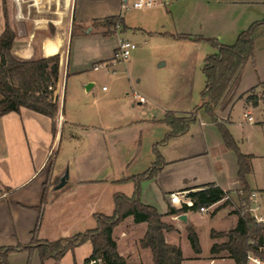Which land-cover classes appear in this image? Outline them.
<instances>
[{"label": "crops", "instance_id": "crops-1", "mask_svg": "<svg viewBox=\"0 0 264 264\" xmlns=\"http://www.w3.org/2000/svg\"><path fill=\"white\" fill-rule=\"evenodd\" d=\"M217 1L244 6L208 18L198 25L206 30L204 35L216 36L224 44H232L239 32L264 18V0ZM124 2L109 0L97 7L83 0H72L70 19L68 17L63 24L28 25L26 34L15 36L11 54L16 59L31 60L58 54V78L63 79V84L54 132L49 117L25 107L0 116V246L27 245L33 237L53 241L93 228L96 224L94 214H111L113 195L119 192L130 196L134 183L127 178L144 172L154 161L153 145L169 131V126L162 120L165 112L187 115L199 103L191 84L176 82L170 69L163 70L167 60L161 56L156 58V70L160 71L152 69L144 80L131 78L128 73L114 75V70L111 73L107 69L104 73L92 72L98 70L94 69L96 63L103 62L106 68L116 64L114 50L118 38L125 37L128 28L122 16ZM109 16L122 17L123 29L119 33L103 35L102 29L92 27L89 31L88 26L94 20ZM5 21L0 0V33ZM68 22L79 27L74 36L69 28L66 37ZM51 26H54L53 30L49 29ZM81 27L85 29L81 30ZM261 29L264 30V25ZM135 31L147 32L144 26H138L129 34L134 36ZM69 37L74 38L73 57ZM185 41L193 47L200 44L187 38ZM254 49V60L239 69L235 82L215 108L217 120L226 125L234 140L231 128L234 108L240 105L244 122L252 125L255 119L251 109L264 102V34L255 39ZM137 54L133 52L124 61L126 71ZM103 76H109L113 82L112 90L96 89L91 93ZM134 92L143 97L144 102L138 101ZM247 114L252 117L251 121L245 116ZM259 123L264 125V121ZM157 150L165 164L154 177L141 182L140 201L153 206L161 220L169 225L164 231L165 240L178 246L184 259L182 245L191 249L189 254L195 253L189 244L186 227L191 225L199 240L200 217L196 218L195 212L186 211V220L182 221L178 217L182 213H169V208H179L168 204V194L181 190L196 192L214 184L231 199L234 196L237 199L236 193L241 188L237 179V156L234 150L225 147L218 127L203 109L198 110L197 120L185 133L170 137L166 143L158 145ZM241 153L251 155L252 169L254 154ZM66 170L64 185L54 188ZM246 182L254 191L264 190V187L253 188ZM235 220L234 217V223ZM125 221L131 227L122 232L120 229L125 236L126 248L123 249L119 242L123 237L115 238L113 232ZM146 227V222L135 223L132 216L114 227L112 235L117 249L126 260L128 254H138L132 241L139 244ZM212 229L215 228L208 230L210 244L205 254L211 253L215 243L210 236ZM81 248L85 253L82 261L77 257ZM139 248L151 258L149 248ZM91 250V243L87 241L67 251L60 259L41 260L36 249L29 253H32V264H48L50 260L59 264L68 254L72 256L70 264H82ZM195 254L205 255L202 248ZM27 255L28 251L9 253L8 264Z\"/></svg>", "mask_w": 264, "mask_h": 264}, {"label": "trees", "instance_id": "trees-1", "mask_svg": "<svg viewBox=\"0 0 264 264\" xmlns=\"http://www.w3.org/2000/svg\"><path fill=\"white\" fill-rule=\"evenodd\" d=\"M117 22L121 23L123 29L121 16L105 17L97 20L93 26L103 28V35H111L115 33ZM262 25H264V18L252 22L246 29L239 32L232 44H224L210 37L171 34V36L194 41H207L215 48V52L207 54L203 60L202 72L205 84L200 93V101L193 111L183 116H177L171 111L165 112L162 120L169 126V131L153 145L154 161L144 172L127 178L134 183L133 193L130 196L115 193L113 212L109 215L95 213L96 224L93 228L53 241L38 240L33 237L27 245L0 246V264H8L9 253L30 252L33 249L37 250L41 260L50 257L60 259L67 251L87 241L91 243L92 250L82 264H144L127 261L119 253L112 235L114 227L128 216H132L135 223H147L139 245L150 249L153 264H182L181 249L165 240L164 231L169 229V225L161 220V215L153 206L140 201V189L141 182L154 177L165 164L157 150L158 145L166 143L172 136L185 133L190 124L197 120V112L200 109H203L218 127L225 147L236 153L237 179L241 184V193L237 194L239 206L234 210L236 223L228 230L210 232L211 237L225 238L221 243H214L210 251L211 253L225 251L232 260L230 264H246L247 251L256 248L250 241L260 240L264 235V224L257 223L249 213L252 189L246 182V175L251 171V155L239 151L226 125L217 120L215 108L235 82L239 69L248 61L254 60V41L264 34V30L261 29ZM14 38V32L5 21V27L0 33V116L11 111L18 112L21 107H25L49 117L54 132L59 111V96H53L52 88L58 79L59 55L54 54L31 60L16 59L11 54ZM10 78L16 81V85L9 82ZM191 194L198 200V205H209L221 199L224 191L214 184H209L205 189L191 192ZM44 203L45 195L43 194L42 204ZM186 211L185 208L171 207L168 212L179 214ZM186 230L192 250L199 253L201 248L196 232L191 225H188Z\"/></svg>", "mask_w": 264, "mask_h": 264}, {"label": "rangeland", "instance_id": "rangeland-1", "mask_svg": "<svg viewBox=\"0 0 264 264\" xmlns=\"http://www.w3.org/2000/svg\"><path fill=\"white\" fill-rule=\"evenodd\" d=\"M3 1V0H2ZM86 4L100 7L104 5L109 0H83ZM122 1V0H121ZM133 0H127V5L122 9V16L124 17L125 23L128 28H126L127 34L124 38H127L137 44V48L134 49L131 54L138 53L134 58V61L128 67V71H126L124 61H118L114 59V66L107 67L105 63H96L98 69L97 71L92 70L95 73H104L107 69L109 73L113 70L115 71L114 75L121 74H130V77L142 78L145 79L146 75L152 73V69L156 70V58L158 56L164 57L167 60V65L163 70H171V74H173V79L176 82L184 81L188 85H192V89H194V95L200 100V93L204 86V75L202 72L203 59L207 54L213 53L215 48L211 45V43L207 41H194L193 42L200 43L198 47L190 46L185 40H175V36L183 33H191L190 36H202L205 38H216L219 42V39L216 36L212 35H204L206 34V30L201 26L205 20L208 18H212L216 15H223L224 13L234 11L236 9H241L242 4H231L224 3L223 1L217 0H155V5L152 7L146 8H133L131 6ZM5 19L8 23V7L7 3H3ZM100 20V19H99ZM97 20H94L90 26V29L97 28L93 26V24ZM73 24V26H72ZM68 22L66 28V37L70 28V34L73 36L77 33L79 27L76 23ZM138 26H144L147 32H139L135 31L134 36H131L130 31L134 30ZM73 27V28H72ZM54 26L49 27V29L53 30ZM81 30L85 29V27H81ZM89 30V31H92ZM104 30L103 28H100ZM157 31H162L161 33H157ZM130 33V34H129ZM223 38H225L223 36ZM68 42H71V57H73L74 53V38L69 37ZM66 43V42H65ZM187 43V44H185ZM222 43V42H221ZM255 53V49H254ZM172 68V69H171ZM9 82L13 85H16V81L13 79H9ZM63 79H57L55 86L52 88L53 96L58 95L59 98L61 96ZM65 84V80H64ZM105 86L109 91L113 88V82L110 80L109 76H103L101 80H99L96 85L90 91L95 92L96 89H102L101 87ZM252 115L254 117V123L252 125H248L244 122V117L242 114L241 106L237 105L234 108L233 113L231 114V128L235 134V143L238 148L242 151H246L254 154L252 159V169L246 175V180L249 185L253 188L264 187V125L259 123L260 121H264V102H261L258 108H252ZM56 152L54 153V155ZM251 165V163H250ZM264 191V190H263ZM234 199L220 200L217 204L210 207L208 211L204 212L201 216L200 212L196 210H191L190 212H195L194 215L196 218H199L198 223V235H199V244L202 248V252L205 254L208 250V246L210 244V238L208 235V230L210 227H214L215 229L211 231H222L228 230L234 227L236 223V215L234 210L237 208L238 203L235 196ZM236 199V200H235ZM218 212V213H217ZM216 215L214 218H210V216ZM235 217V223H234ZM131 224L125 221L120 227L114 229L113 235L115 238L119 239L121 247L124 249L125 240L123 236V231L130 230ZM121 229V232H120ZM210 231V232H211ZM137 237V236H136ZM225 240L223 237H213V241L215 243H221ZM134 246H136L138 250V254L130 253L128 254L127 261L132 263H151V258L148 254L143 253L140 250L139 244L137 241H132ZM130 243L133 246V243ZM130 244L128 243L127 246ZM183 253L186 257L187 261L184 264H230L232 260L229 258L228 254L225 251H220L217 253H207L205 255H199L191 252L190 248L182 245ZM133 251V250H132ZM83 248L78 252L77 257L82 261V256H84ZM189 255V256H188ZM72 259L71 254H68L59 264H70ZM183 259V260H184ZM196 260V261H193ZM198 260V261H197ZM192 261V262H191ZM32 264V253L28 252V255L22 260L16 259L14 260V264ZM48 264H57L55 260H50Z\"/></svg>", "mask_w": 264, "mask_h": 264}, {"label": "built area", "instance_id": "built-area-1", "mask_svg": "<svg viewBox=\"0 0 264 264\" xmlns=\"http://www.w3.org/2000/svg\"><path fill=\"white\" fill-rule=\"evenodd\" d=\"M4 2L7 3L8 7V20L10 22L8 24L15 36L26 34L28 25H32L33 27L42 24L61 25L68 17L70 19V14L72 13V0H3L2 3ZM126 5L127 0H125L122 6L125 7ZM153 5H155V0H133L131 4L133 8L137 9L152 7ZM121 28V23L117 22L115 24V33H119ZM135 48L136 44L134 42L127 38L119 37L113 58L118 61H125ZM96 68L97 66L95 65L94 69ZM102 89H105V86ZM133 95L138 101L144 102V98L137 93L134 92ZM245 116H247L248 121L252 120L249 114ZM191 192V190H181L169 193L167 196L168 204L178 206V208H185L187 211L194 209L200 213H204L220 200L231 199L230 195L226 193L223 194L221 199L209 205H198V200ZM238 193H241L240 189L237 191L236 197ZM249 213L257 223L264 224V191L252 190ZM250 243L255 245L256 248L247 251L246 264H264V235L260 240L252 239Z\"/></svg>", "mask_w": 264, "mask_h": 264}, {"label": "water", "instance_id": "water-1", "mask_svg": "<svg viewBox=\"0 0 264 264\" xmlns=\"http://www.w3.org/2000/svg\"><path fill=\"white\" fill-rule=\"evenodd\" d=\"M67 179V170L63 173V175L59 178V181L55 184L54 188H59L61 186L64 185L65 181ZM179 219H181L182 221H185L186 218H185V214L182 213L180 214L179 216Z\"/></svg>", "mask_w": 264, "mask_h": 264}]
</instances>
